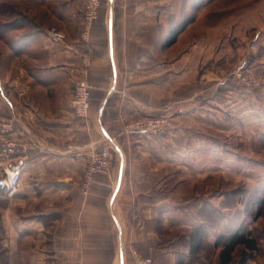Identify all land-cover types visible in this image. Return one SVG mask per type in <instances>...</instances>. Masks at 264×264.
<instances>
[{
	"label": "crops",
	"instance_id": "crops-1",
	"mask_svg": "<svg viewBox=\"0 0 264 264\" xmlns=\"http://www.w3.org/2000/svg\"><path fill=\"white\" fill-rule=\"evenodd\" d=\"M103 1L87 46L85 0H0V264H138L139 256L176 264L180 254L185 264H219L214 237L191 257L182 229L201 222L208 205L229 223L236 204L228 196L241 184L257 187L264 88L231 77L243 63L264 74V29L259 53L248 41L256 0L210 3L166 48L187 11L181 0ZM18 2L36 30L8 24L3 5ZM53 29L64 42L50 38ZM85 72L92 102L80 118L71 99ZM150 116L168 118L164 134L129 131ZM7 142L20 152L8 156ZM105 144L110 173L95 174L85 190ZM14 166L21 184L5 189ZM159 225L183 235L163 242Z\"/></svg>",
	"mask_w": 264,
	"mask_h": 264
},
{
	"label": "trees",
	"instance_id": "trees-1",
	"mask_svg": "<svg viewBox=\"0 0 264 264\" xmlns=\"http://www.w3.org/2000/svg\"><path fill=\"white\" fill-rule=\"evenodd\" d=\"M187 1L184 0V8ZM209 1L195 0L194 3L192 2V7L197 12ZM3 7L6 12L11 13L12 21L8 24L13 26L24 24L18 21V17L14 14V8L10 5H3ZM194 18V13H186L182 20L170 29L163 47L166 48L175 43L178 36L194 21ZM228 199L229 202L236 204L232 213L233 219L229 223L221 224L222 214L218 209L210 205L201 209L199 213L201 222L182 239V242L189 249V256H199L206 250L210 238L214 237L212 247L220 249L219 264H250L253 253L260 249V243L251 225L252 222L257 221L264 215V186L253 191L236 190L228 196ZM237 205L242 207L238 208ZM239 248H242V251L239 259L236 260L235 252ZM176 264H185L184 255H178Z\"/></svg>",
	"mask_w": 264,
	"mask_h": 264
},
{
	"label": "rangeland",
	"instance_id": "rangeland-1",
	"mask_svg": "<svg viewBox=\"0 0 264 264\" xmlns=\"http://www.w3.org/2000/svg\"><path fill=\"white\" fill-rule=\"evenodd\" d=\"M100 1H101V6H102V4H103L104 1L103 0H100ZM241 1H244V0H210L199 11L195 12L194 9H193V7H192V2L194 3L195 0H192V1H189L188 0L187 3H186V8H187L186 13L187 14H189V13L193 14L194 13V15H195L194 20H195L196 17H197V15H198V13L203 8H206L210 3L215 2V6L222 7L223 5L229 6L230 4H233V3L234 4H236V3L238 4V2H241ZM252 1H254V0H252ZM254 4L256 5V8H258L257 9V13L258 14L256 16H250L248 18L250 20V24L249 25H253V26H256L257 25V27L254 30H252V31L249 32L250 35L248 37L249 38L248 41L254 38L253 41L251 42L250 49H251V51H257L259 53L261 51V49H262L261 48V43H260L261 34H257V33H258L260 27H262L264 29V0H256ZM14 5L15 6H12V7L13 8H16L17 7V9L19 10V12L17 14L18 16L16 15V17H18L17 18L18 21H21V23H24V24L28 25L29 27L31 26L33 28V30H36V26H38V25L35 23V17L32 18L28 13L25 12L24 6H23L22 2H18V4H14ZM85 5H86V0H85ZM85 5H84V10H85ZM180 6H181V8H184V0H181ZM100 9H101V7H100ZM100 9H99V16H100ZM228 12L229 11L224 10L221 14H223V15L226 16L227 14H229ZM83 16H84V12H83ZM98 19H99V17H98ZM83 22H84V17H83ZM95 22L92 24L91 29H90L89 43H90L91 30H92V27L95 24ZM82 30H83V24H82ZM82 30H81V32H82ZM230 39H232V36L230 37ZM86 44H87V46L90 45L88 43H86ZM254 44H256V46L253 48V45ZM228 76H230V74H228ZM231 77L232 78L235 77V79H237V82H239L240 85L244 86V88H246V89H248V88H264V74H261V75L260 74H255L254 72L250 71L249 68L246 67V64H244V63L241 65V67H239L238 69L234 70L231 73ZM154 117L155 118L158 117L160 119H164V121H165L164 129L161 130L159 133H152V132H148V133L156 134V135L164 134L167 131L168 126H169V122H168V118L167 117H164V116H152L151 117L150 116V117H147V118H145V119H143L141 121H137V122H145L148 119L154 118ZM137 122H135V123H137ZM105 146H108L107 156L104 157L103 154L101 156L100 155L99 156L97 155L95 157V159L92 160L89 163V165H88V167L86 169L85 176H84V179H83V185H84L85 190H88L89 189V185L93 181V178L90 181H88V178H87L88 168L97 159L99 160L100 158H102L101 159L102 161L108 162L109 171L107 173L97 172L96 174H108V173H110V169L112 167V160L109 158V155L112 156V151H111L110 146L107 145V144H105L102 147V151L103 152H104V147ZM96 164H98V163H96ZM263 165H264V162L262 163V161H260V160L256 161V165H255L256 167L255 168H256V171L258 172L257 187L256 188H248L246 184H241L239 186V190H242V191L243 190L244 191H247V190L248 191H253V190H255V189H257V188H259L261 186H264V166ZM259 171H262L263 173L262 174H259ZM7 177H8V175H4L2 177V179H1V181H5L7 179ZM261 182H263V183H261ZM11 190H14V189H11ZM251 227L253 228L254 234L257 237V239H258L261 247H263V248H260L261 251L264 252V215L262 217H260L257 221L252 222ZM159 229L163 233V236H162L163 242H169V241L173 240L174 238H176V237H178L180 235H183L182 234V231H184V230H185V234H187V235H188V233L190 231V230H188V228H184V229H182V231H180V230L169 231L166 228V226H160V225H159ZM261 241H262V243H261ZM182 244H184V243H182ZM241 251H242V248H239L238 250H236V252H235V259L236 260L239 259L240 255H241ZM261 254H263V253L254 252L253 253V257H252V259L250 260L249 263L251 264L252 261H257V262H262L264 264V256H260ZM140 259H141V257L139 256L138 257V260H140ZM145 259H148V258H145ZM148 260L150 261V259H148ZM149 264H151V261H150Z\"/></svg>",
	"mask_w": 264,
	"mask_h": 264
},
{
	"label": "built area",
	"instance_id": "built-area-1",
	"mask_svg": "<svg viewBox=\"0 0 264 264\" xmlns=\"http://www.w3.org/2000/svg\"><path fill=\"white\" fill-rule=\"evenodd\" d=\"M101 7L100 0H86L85 10H84V22H83V30L81 32V39L89 44V34L92 24L99 17V9ZM50 38L56 42H64L66 39V34L60 30L53 29L49 33ZM256 44L253 45V48ZM92 86L87 79L86 72L85 75L76 81L73 94L71 99V106L76 116L80 118H86L88 112L91 107L92 102V94H91ZM21 96L25 95V91L22 90L19 92ZM165 121L160 118H150L145 122H137L133 124L129 131H140V132H152L159 133L164 129ZM7 155L10 156L13 153L20 152L21 147L15 142H7L5 144ZM108 146L104 147L103 156H107ZM103 157V158H104ZM100 158L98 161L96 160L92 163L87 171V178L90 181L93 176L97 172L107 173L109 171L108 162H104ZM106 159V158H105ZM98 163V164H96ZM22 181V172L19 166H14L11 172L8 174V177L5 181H2V185L7 187L8 189L17 188ZM150 261L148 259H140L139 264H149Z\"/></svg>",
	"mask_w": 264,
	"mask_h": 264
}]
</instances>
